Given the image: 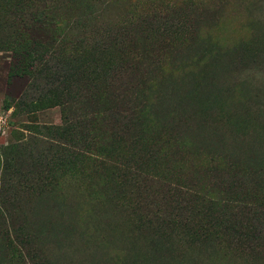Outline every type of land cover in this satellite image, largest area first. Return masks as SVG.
Wrapping results in <instances>:
<instances>
[{
	"label": "rangeland",
	"instance_id": "obj_1",
	"mask_svg": "<svg viewBox=\"0 0 264 264\" xmlns=\"http://www.w3.org/2000/svg\"><path fill=\"white\" fill-rule=\"evenodd\" d=\"M262 206L264 0H0V264H264Z\"/></svg>",
	"mask_w": 264,
	"mask_h": 264
},
{
	"label": "trees",
	"instance_id": "obj_2",
	"mask_svg": "<svg viewBox=\"0 0 264 264\" xmlns=\"http://www.w3.org/2000/svg\"><path fill=\"white\" fill-rule=\"evenodd\" d=\"M168 41V40H167ZM89 106H91L93 104V102L88 103ZM169 141H171V139H169ZM137 168L140 172L146 173V171L143 169V167H140L139 165H137ZM225 170L221 169L220 167H216V168H212V172L207 171V169L202 170V172H204L205 177L207 175H212V177H220L222 172H224ZM147 174V173H146ZM205 178L202 176L200 181L203 182ZM193 188H196L195 186ZM202 189H204L202 187V185L199 186V191H201ZM170 196H173L174 198H179L181 199V201H184L185 204H189V207L192 208V213L193 212H201L203 209V206H206V203L208 204V201L206 200V197L204 196V193L201 196L197 195V193H195L191 188L188 189V191H182V190H176V189H169ZM193 191V192H191ZM208 191V190H207ZM228 193V192H227ZM209 195V192L207 193ZM213 196L215 198H217V194L216 193H212ZM183 198V200H182ZM209 205H218V204H214L209 202ZM222 208L226 209L225 205H221ZM264 207V206H262ZM233 208H238L237 206H234ZM233 209L230 210V212H232Z\"/></svg>",
	"mask_w": 264,
	"mask_h": 264
}]
</instances>
